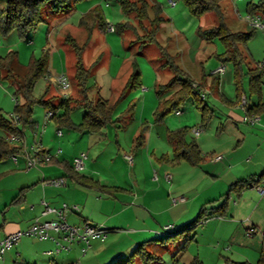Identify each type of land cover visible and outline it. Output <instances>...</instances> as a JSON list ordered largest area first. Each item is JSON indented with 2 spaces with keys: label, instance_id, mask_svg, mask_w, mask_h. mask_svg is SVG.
<instances>
[{
  "label": "crops",
  "instance_id": "obj_1",
  "mask_svg": "<svg viewBox=\"0 0 264 264\" xmlns=\"http://www.w3.org/2000/svg\"><path fill=\"white\" fill-rule=\"evenodd\" d=\"M107 31L110 30L107 28ZM48 32L52 35L51 31ZM134 60L136 59H132L131 67ZM222 63L224 61L212 72ZM262 63H254L246 69L242 62L241 87L237 86L229 91L225 89L224 76L228 71L224 63L225 70L216 74L217 85L210 78L205 91L197 93L200 97L201 93H205L204 100L208 93L214 95L212 106L206 102L207 109L203 111L191 102L189 108L194 112L199 109L192 123L186 121L188 111L184 112L180 108L172 111L174 115L171 113V117L169 115L161 121L157 119L156 121L150 119V122L142 121L140 126L135 128L133 139L131 138L133 148L136 151L140 150L135 154L136 159L133 155L132 164L126 159V152L120 154L123 150V134L120 131L125 128L122 121L126 120L129 113L113 115L112 121L101 130L89 132L60 126L52 117L46 120L49 109L44 106V116L34 118L30 126L33 134L39 135L41 151L51 153L54 157L50 162H43L44 165L41 166L43 169L32 171L34 166L27 168L26 155L33 152L34 148L27 135L29 129H26L25 133L22 131L23 137L19 140L22 142L15 144L22 147L15 153L17 161L13 160L12 155L8 158L18 165L17 168L25 169L26 172L19 178L21 187L19 189L15 187L16 193L11 192V199L9 201L5 199L2 203L4 205L0 209V240L12 232L27 230L36 218L56 217L54 213L43 215L46 204L53 207H60L63 203L77 205L79 209L70 208L67 212L68 222L72 224L89 222L108 229L109 233L105 240L91 239V246L85 253L84 244L75 242L71 250H63L58 254L48 253L49 250H53L52 247L57 246L55 239L41 240L24 235L19 243L6 251V254L17 262L20 257H26L34 252V244L37 241L35 239H38L48 245L42 254H66L59 257L54 264H109L117 258L128 257L139 244H144L147 248L151 241L167 243L171 239L174 240L160 238L176 233L181 226L194 220L203 207L210 210L224 206L225 214L216 212L203 222L208 237L212 239L208 247L212 249L214 255L198 251L192 259L198 257L203 264L237 262L264 264V195H261L254 185H241L264 174V70L260 84L254 88L250 85L249 75L251 68L264 69ZM229 76L232 78L234 76L235 79L236 71ZM112 77L114 79L116 76ZM113 79L109 82L112 83ZM200 82L201 78L200 80L194 78L193 84L198 86ZM51 83L61 93L50 94L51 89H48L47 97H56V102L67 98L62 87L57 85L54 79ZM179 87L180 85H176L170 90L174 93ZM71 92L73 93L72 88L69 89L68 96ZM241 94L247 97L245 107L240 105ZM97 97H103L100 96V90L97 91ZM217 103H221L222 106L217 107L219 105ZM159 108L160 106L156 107V112ZM57 113L61 114L63 110L60 109ZM254 113L258 116L256 122L252 123L245 119V116H252ZM82 120L83 118L76 122L73 119L77 124ZM50 125L57 130L66 128L69 131L59 135L51 131ZM157 125L165 127L157 128ZM188 125L202 129L199 135L195 134L194 129L187 135L188 141L195 140L199 146L203 156L199 164H193L183 158L176 159L174 144L169 139L171 130L189 127ZM143 126H146L144 143L135 147L136 138ZM9 135L7 134V137ZM115 142L118 147L117 158L110 155L112 150L107 153ZM59 149L61 152L57 153ZM81 152L88 154L85 167L80 172L71 174L73 159ZM218 155H222V158L214 160ZM22 158L25 160L22 161ZM101 158L109 159V162L103 164ZM125 162L127 164L123 165ZM166 172L172 174L170 181L165 177ZM60 176L66 177L65 185L52 186L41 183L42 179ZM204 183H210V186H205ZM179 196H185V200L175 203L173 198ZM166 225H172L167 234L164 230ZM194 236L196 238V234ZM54 237L57 238L58 235L55 234ZM180 238L182 239L179 237L175 241ZM199 239L195 242L200 243ZM184 243L180 242V245ZM4 261L5 258H2L3 263ZM40 262L35 261L34 264Z\"/></svg>",
  "mask_w": 264,
  "mask_h": 264
},
{
  "label": "rangeland",
  "instance_id": "obj_2",
  "mask_svg": "<svg viewBox=\"0 0 264 264\" xmlns=\"http://www.w3.org/2000/svg\"><path fill=\"white\" fill-rule=\"evenodd\" d=\"M157 1L162 4L163 14L168 18L161 25L157 36L158 43L142 45L141 41L137 38V35L142 33L139 26H137L139 24L138 19H134L133 17L128 18L123 12L118 0H80L71 12H52L47 6L44 10L46 20L39 22L36 29L29 31V34L25 38L20 35L18 30H14L6 35L0 33V54L6 55L9 51L14 50L17 52V57L21 65L28 67L32 60L42 58L47 52L48 71L45 75L37 79L33 91L35 97H41L48 89H51L50 94L59 95L61 93L60 90L51 82H53V76L56 77L64 73L69 81L70 89H73V93H71H75L74 96L80 98L75 78L77 71V53L69 37H75L80 45L88 42L83 51V63L86 67H90L93 73L88 80V85L93 86L89 95L91 98L96 99L97 91L100 90V96H103L105 99H110L111 103L116 104L113 113L114 116L129 111L128 113L130 115L127 116L128 118L126 117V120L122 121L125 128L120 131L123 134V150L120 151V154L124 152L127 154L132 153L131 155H134V159H136L135 154L140 152V150L136 151L133 148L131 140L135 128L140 126L142 121L150 122V119L156 121V107H159L163 101L170 98L173 94V90H167L162 94L157 93L159 85L167 83L173 76L171 69L164 65L165 57L162 54L160 46H164L173 55L175 62L197 80H200L203 74L207 78L213 77L210 74L222 62L220 56L226 50L225 43L220 37L207 40L200 36L198 32L200 26L211 27L218 24V17L215 12L211 11L205 13L203 16H197L192 13L184 0H176L177 5L175 6H171L168 3L169 0ZM260 1L223 0L221 2L226 22L231 30L243 32L254 31L250 39L240 45L244 56L243 64L246 69L250 65H254V63L264 62V28L254 29L246 20L249 14V7L260 3ZM5 6L6 0H0V8ZM95 6L99 7L102 11L106 24H112L117 29L111 32L95 27L88 40L87 30L79 25V21L85 13L89 12ZM260 15L264 23V12H261ZM128 20L137 26L135 30L132 28H127L124 31L119 30V25ZM145 22V24H148L147 21ZM48 31H51L50 33L52 35H49ZM127 57L129 58L126 59ZM134 58L141 72V85L128 90L122 98H119V93L125 86V82L132 70L131 63ZM224 63L228 71L224 76L225 89L226 91L232 88L234 90L237 88L238 83L236 78L234 79V76L233 78L230 77L229 74H233L236 68L233 61H224ZM231 70L233 71L231 72ZM114 75L116 77L113 79L112 76ZM112 79L113 82L110 83L109 81H112ZM213 97L214 95L208 93L206 100H203L197 94L190 95L189 99L179 107L184 112L188 111L186 121L188 123L195 121L197 116L196 111H199L197 109L194 112L189 108L191 102L195 104L196 108L206 102L212 106ZM17 101L22 102L23 97L17 93L15 85L8 79L0 77V109L3 115L9 120L14 118ZM217 104H219L217 107L222 106L221 103ZM85 110L84 106L75 107L71 112L73 119L76 122L81 121ZM171 113L173 112H170L166 117L174 115V113L172 115ZM44 114V106L36 103L32 118L44 116ZM17 125L24 133L26 129H29L27 130V135L30 138L31 144L36 145V143H39V135L36 134L35 136L33 134L34 132L30 124L24 125L22 121H18ZM188 126L190 127L189 132H192L194 129L193 125ZM164 127V125H157V128ZM51 129L52 132H57L54 126ZM61 131L66 133L69 130L63 128ZM21 136L23 137V135ZM0 137H7L6 130L1 126ZM9 142L11 144H17L22 141L16 140ZM115 144L116 142L112 144V147H110L107 153L112 150L110 155L112 154L117 158L118 147ZM132 150L133 152H131ZM206 159L208 158L206 157ZM21 160L23 161L25 159L22 158ZM101 162L106 164L109 162V159L101 158ZM122 164L126 165L127 163ZM42 165L44 163L41 161L32 168V171L42 168ZM17 167L18 165L10 158L0 160V209L4 205L2 203H4L5 199L8 201L11 199V192L13 194L16 193L17 190L15 187H18V189L21 187L19 186L21 184L19 178L26 171L25 169H19ZM5 170L8 171L4 172ZM206 181L208 183V179ZM41 183H43V179ZM207 183H204V185L210 186V183ZM215 190L217 191V189ZM204 221L205 218L200 220L194 229L189 234L187 233L188 236L184 233L180 236L182 239L180 238L177 241L171 239L167 243L159 241H151L150 244L148 243V250L159 255L150 264H187L198 251L213 256L212 249L208 247V243L212 239L208 237V231L205 229ZM195 234L196 238L194 236ZM194 238L195 241L199 239L200 243H196ZM186 239H190V241L187 243V247L181 250L183 244L180 245V242L184 243ZM35 240L34 252L30 253V255L26 257L22 256L15 262L5 252L0 257V264H34L35 261H41L40 264H54L58 261L59 257L66 255L65 253L59 255L57 253L55 254L56 256L44 255L42 253L47 249L48 245L46 246L44 242L38 241V239ZM191 242H193L192 246ZM55 248V246L52 247V249ZM2 258H5L4 263L2 262ZM137 264L143 263L139 262Z\"/></svg>",
  "mask_w": 264,
  "mask_h": 264
},
{
  "label": "trees",
  "instance_id": "obj_3",
  "mask_svg": "<svg viewBox=\"0 0 264 264\" xmlns=\"http://www.w3.org/2000/svg\"><path fill=\"white\" fill-rule=\"evenodd\" d=\"M79 1L80 0H6V6L0 8V33L6 35L14 30H18L20 35L25 38L27 34H29V31L36 29L39 22L46 20L44 10L47 6L52 12H71L75 9ZM118 1L128 18L133 17L134 19H138L139 24L137 26H139L142 33H139L137 38L141 41L142 45L158 43L157 36L161 29V25L168 20L163 14L162 4L157 0ZM184 1L189 6L192 13L197 16H203L205 13L211 11L216 13L218 24L211 27L200 26L198 32L200 36L207 40H213L217 37H220L223 40L226 50L220 58L222 61H233L236 68L237 85L240 88V70L241 64L244 60L240 45L246 43L253 35L254 31L243 32L231 30L226 22L225 13L221 5L223 0ZM261 12H264V0L249 7V14H261ZM145 21H147L148 24H145ZM79 25L87 30L88 40L95 27H99L104 31L108 28V24L104 21L102 11L96 6L91 8L89 12L81 17ZM137 26L128 20L119 25V30L124 31L127 28L135 30V27ZM116 29L117 28L115 27V30ZM70 39L72 40L71 44L77 53V71L75 78L80 98H75L73 94H70L67 98H63V100L56 102V97H47L48 90L41 97H35L33 94L35 83L39 77L45 75L48 71L47 52L42 58L32 60L28 67L21 65L17 57V52L14 50L9 51L6 55L0 54V77L8 79L13 85H15L17 93L23 97L22 102L17 101L16 103L15 115L12 120L7 119L0 109V126L6 130L7 134L23 135L17 122L22 121L24 125H32V115L36 103H40L47 109L52 110L54 112L52 118L56 120L58 125L75 128L79 131L96 132L112 121L116 104L111 103L109 99H104L103 97H97L94 99L89 95L93 86L88 85V80L93 73L90 67H86L83 63V51L88 42L80 45L75 37L71 36V38L69 37V40ZM160 49L165 57L164 65L171 69L173 76L167 83L159 85L157 93L162 94L167 90L174 88L176 85H180V87L170 98L163 101L160 105L159 110L156 112L157 120L159 121L166 117L170 112L183 105L190 95L205 91V87L210 79L203 74L198 86H193L194 78L175 62L173 55L170 54L164 46H160ZM263 70L264 69L259 67L251 68L249 70L251 87L254 88L260 84ZM216 74L217 73L213 72L210 75L213 76L211 79L217 85L218 76ZM139 85H141V72L136 60H134L132 72L119 98H122L128 90ZM241 97L242 94L240 95V99ZM201 98L204 100V97ZM77 106H84L86 109L83 120L79 124L75 123L71 117V112ZM198 107L203 111L207 109L206 104L199 105ZM60 109L63 110V113L58 114L57 112ZM128 112L129 111H127V113ZM256 113H254V115ZM145 130L146 126H143L140 134L136 138L135 147H139L144 143ZM188 132L189 127H182L170 131L169 139L174 144L175 157L176 159H186L193 164H199L202 161L203 156L196 141L187 140ZM21 149V146L11 144L9 140L0 137V160L7 159ZM70 171L71 174L76 172L74 168H71ZM261 176L257 179L245 181L241 185H255L260 181ZM224 208V206H221L209 210L203 207L194 220L181 226L174 234L168 235L167 233H169L170 230L165 231L167 235L160 239L166 240L168 238H174V240H176L184 233L189 234L200 220L207 218L209 215L215 214L216 212H220L221 215L225 214L223 211ZM189 241L190 239L185 241L181 250L187 247ZM158 257V254L150 252L144 244H139L128 257L117 258L109 264H137L139 261H142L143 264H150L152 260L157 259ZM187 264H203V262L198 257H194ZM235 264L247 263L237 262Z\"/></svg>",
  "mask_w": 264,
  "mask_h": 264
},
{
  "label": "built area",
  "instance_id": "obj_4",
  "mask_svg": "<svg viewBox=\"0 0 264 264\" xmlns=\"http://www.w3.org/2000/svg\"><path fill=\"white\" fill-rule=\"evenodd\" d=\"M169 4L171 6H175L177 4L176 0H169ZM247 22L253 26L254 28H264V23L262 22V18L260 14H248L246 17ZM108 30L115 31V26L110 24L108 25ZM264 65V62L262 63ZM226 68L225 64L220 65L214 72L219 73L224 71ZM57 85L61 86L63 91L65 92V96L68 97V91L70 89L69 81L65 74H61L55 78H53ZM195 87L197 84H193ZM205 93H201V96L204 97ZM240 105L245 107L247 105V97L243 95L240 100ZM53 111L48 110L46 114V120L50 119L53 116ZM245 119L249 122H256L258 120L257 115L245 116ZM201 128H194V132L196 135H199L201 132ZM59 135H62L61 129L57 130ZM22 136L20 134L17 135H9L7 137L10 141L20 140ZM34 148L33 152H28L26 155L27 159V168H31L37 165L39 162H50L54 155L51 153H45L41 151L39 147V143L36 145H32ZM61 149L58 150L57 153H60ZM13 160L17 161V155L12 154L11 156ZM87 152H81L76 155L73 159V168L80 172L85 167V160L87 159ZM126 159L130 164L133 163V156L130 154L125 155ZM222 158V155L215 156L214 160H219ZM157 175L155 174V178ZM165 177L167 180L172 179L171 172H166ZM44 185H52V186H62L66 184V177H51L43 180ZM254 187L259 191L261 195H264V174H262L261 179L258 183L254 185ZM185 196L174 197L173 201L177 203L178 201H184ZM70 208L79 209L77 205H69L68 203H63L60 207H53L46 204L45 209L43 211V215L54 213L56 217L51 219H40L36 218L34 223L27 230H18L8 234L5 238L0 240V257L5 254V252L11 248L13 245L17 244L18 241L24 235L34 236L38 239H46L53 238L57 242V246L53 250H49L48 253H58L63 250H71L72 246L75 242H82L84 244L83 252L85 253L87 248L91 246V239L98 238L101 240H105L108 236L109 230L102 228L100 226L93 225L89 222H84L82 224H72L67 221V212ZM172 225H166L165 231L170 230ZM57 234L58 237H54Z\"/></svg>",
  "mask_w": 264,
  "mask_h": 264
}]
</instances>
